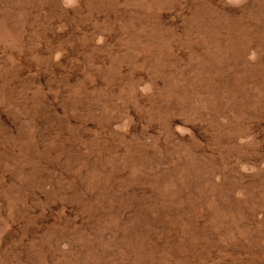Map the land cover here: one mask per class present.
<instances>
[{
	"label": "rangeland",
	"instance_id": "1",
	"mask_svg": "<svg viewBox=\"0 0 264 264\" xmlns=\"http://www.w3.org/2000/svg\"><path fill=\"white\" fill-rule=\"evenodd\" d=\"M0 264H264V0H0Z\"/></svg>",
	"mask_w": 264,
	"mask_h": 264
}]
</instances>
